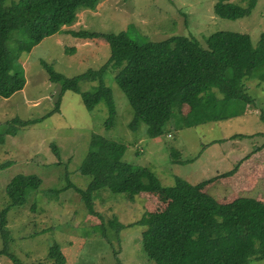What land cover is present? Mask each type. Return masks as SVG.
<instances>
[{"label":"rangeland","instance_id":"374dc122","mask_svg":"<svg viewBox=\"0 0 264 264\" xmlns=\"http://www.w3.org/2000/svg\"><path fill=\"white\" fill-rule=\"evenodd\" d=\"M217 1L99 0L94 10H80L73 24L62 26V32L20 54L17 61L26 84L10 98L0 97V213L8 205L6 187L13 177L25 174L41 179L40 188L27 192L26 203L12 207L6 217L8 253L22 264H54L49 258L53 246L64 253L65 264H156L142 246L145 227L134 225L148 212L164 206L155 194L129 196L100 189L93 195L94 211L100 217H94L77 190H85L91 181L79 168L93 134L125 144L124 160L150 168L163 186H174L177 177L191 184L212 179L208 193L220 202L264 197V82L244 81L253 102L243 113L242 105H236L240 111L237 116L178 128L180 117L175 112L165 133L150 138L145 124L137 131L130 129L134 111L115 82L117 72L110 71L105 78L116 106L113 124L107 129L106 105L88 111L82 100L83 93L95 90L96 81H82L81 94L68 91L59 98L61 83L51 82L43 67L48 63L71 78L88 69L97 70L108 61L111 50L107 43L78 41L68 33L71 30L127 32L145 41L185 36L203 46L211 34L233 31L248 33L257 44L264 32V0H258L250 16L235 21L215 15ZM231 1L242 6L247 2ZM15 44L11 41L9 47L13 49ZM56 105L58 111L42 121L27 126L20 123L42 118ZM173 151L178 153L177 159ZM115 218L126 226L118 232L108 224ZM101 222L105 223L106 235L92 229ZM4 248L0 234V251ZM0 264L14 263L0 256ZM249 264H264V259Z\"/></svg>","mask_w":264,"mask_h":264},{"label":"trees","instance_id":"16d2710c","mask_svg":"<svg viewBox=\"0 0 264 264\" xmlns=\"http://www.w3.org/2000/svg\"><path fill=\"white\" fill-rule=\"evenodd\" d=\"M98 2L0 0V97L10 98L26 84L24 70L17 61L20 54L31 52L44 39L59 34L62 26L74 23L80 10H94ZM257 3L258 0H247L242 6L231 0H218L214 13L235 21L250 16ZM68 33L78 41L107 43L111 50L108 61L97 70L88 69L71 78L56 72L48 63H43V67L51 82L61 83L59 98L68 91L81 94L82 81H96L95 90L83 93L82 100L88 111L99 104L106 105L107 129L116 115L113 92L105 84L110 71L117 72L115 82L134 111L130 129L137 131L145 124L150 138L165 133L175 112L180 117L178 128L237 116L240 111L236 105H242L243 113L253 102L244 81L264 82V32L254 44L248 33L218 31L206 38L205 46L185 36L145 41L134 39L127 32L71 30ZM11 41L16 43L13 49L9 47ZM58 105L42 118L20 123L27 126L42 121L57 112ZM126 151L125 144L92 135L79 168L91 181L85 190L77 189L90 215L100 217L94 211L93 195L103 188L129 196L155 194L164 206L148 212L134 225L145 227L142 246L156 264H249L264 259V197H237L220 202L208 193L212 179L191 184L177 177L174 186L166 187L150 168L126 162ZM172 156L177 159L178 153L173 151ZM40 185L38 176L18 174L6 187L8 205L0 213V234L5 248L0 256L9 257L14 264L22 263L8 253L6 217L12 207L26 203L27 192L38 190ZM104 224L101 222L92 229L106 235ZM108 224L115 232L126 227L116 218ZM49 258L54 259V264L66 263L58 246L51 247Z\"/></svg>","mask_w":264,"mask_h":264}]
</instances>
